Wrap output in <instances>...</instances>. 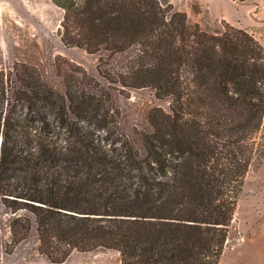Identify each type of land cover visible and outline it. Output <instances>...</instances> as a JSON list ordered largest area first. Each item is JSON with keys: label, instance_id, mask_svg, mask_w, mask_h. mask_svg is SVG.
I'll list each match as a JSON object with an SVG mask.
<instances>
[{"label": "trees", "instance_id": "obj_1", "mask_svg": "<svg viewBox=\"0 0 264 264\" xmlns=\"http://www.w3.org/2000/svg\"><path fill=\"white\" fill-rule=\"evenodd\" d=\"M51 2L62 43L98 53L108 87L74 63L63 92L25 62L0 69L8 251L34 225L52 262L103 247L123 264H219L264 147V45L227 21L203 29L169 0ZM113 87L169 101L148 111L142 151L118 125Z\"/></svg>", "mask_w": 264, "mask_h": 264}, {"label": "rangeland", "instance_id": "obj_2", "mask_svg": "<svg viewBox=\"0 0 264 264\" xmlns=\"http://www.w3.org/2000/svg\"><path fill=\"white\" fill-rule=\"evenodd\" d=\"M169 2L203 29L214 30L227 21L250 33H253L250 28L262 27L261 34H264V23H258L262 19L256 14L264 9L262 4L256 6L248 0ZM62 17V9L51 0H0V69L7 72L14 62H25L37 68L46 81L63 92L62 74L74 63L101 86L108 87V81L97 69L98 53L66 46L60 40ZM119 88H110L111 98L119 111L118 125L131 144L142 151L141 134L150 129L148 111L155 106L169 111V101L157 99L149 87ZM14 214L0 200V264H123L118 251L103 247L89 251L74 249L63 262H52L38 251L34 225L27 238L8 251L11 244L9 225ZM219 264H264V147L246 172Z\"/></svg>", "mask_w": 264, "mask_h": 264}, {"label": "crops", "instance_id": "obj_3", "mask_svg": "<svg viewBox=\"0 0 264 264\" xmlns=\"http://www.w3.org/2000/svg\"><path fill=\"white\" fill-rule=\"evenodd\" d=\"M249 2H252L254 5L258 6L259 4H262L264 6V0H248ZM256 14L262 19V21H259L258 23H264V9L258 10ZM250 30L253 32L252 34L255 36V38L264 45V34H261L262 27H254L250 28Z\"/></svg>", "mask_w": 264, "mask_h": 264}]
</instances>
